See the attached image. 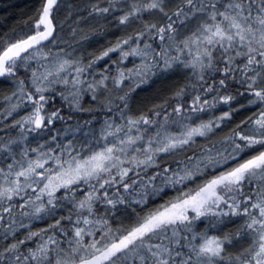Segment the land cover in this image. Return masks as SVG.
I'll list each match as a JSON object with an SVG mask.
<instances>
[{
  "label": "snow or ice",
  "instance_id": "1",
  "mask_svg": "<svg viewBox=\"0 0 264 264\" xmlns=\"http://www.w3.org/2000/svg\"><path fill=\"white\" fill-rule=\"evenodd\" d=\"M0 264H264V0L0 31Z\"/></svg>",
  "mask_w": 264,
  "mask_h": 264
},
{
  "label": "trees",
  "instance_id": "2",
  "mask_svg": "<svg viewBox=\"0 0 264 264\" xmlns=\"http://www.w3.org/2000/svg\"><path fill=\"white\" fill-rule=\"evenodd\" d=\"M35 5L36 0H0V31L20 24L32 14Z\"/></svg>",
  "mask_w": 264,
  "mask_h": 264
}]
</instances>
